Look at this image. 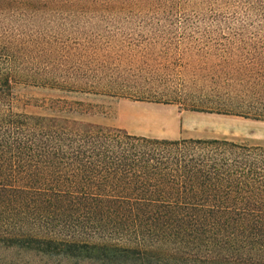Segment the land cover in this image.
<instances>
[{
    "label": "trees",
    "instance_id": "1",
    "mask_svg": "<svg viewBox=\"0 0 264 264\" xmlns=\"http://www.w3.org/2000/svg\"><path fill=\"white\" fill-rule=\"evenodd\" d=\"M139 1L0 0V264H264V146L137 136L16 91L107 94L44 35Z\"/></svg>",
    "mask_w": 264,
    "mask_h": 264
},
{
    "label": "rangeland",
    "instance_id": "2",
    "mask_svg": "<svg viewBox=\"0 0 264 264\" xmlns=\"http://www.w3.org/2000/svg\"><path fill=\"white\" fill-rule=\"evenodd\" d=\"M256 3L140 0L121 11L51 24L43 41L53 38L70 57L63 65L90 75L76 85H102L107 94L33 82L19 83L16 91L32 105L82 103L76 117L137 136L264 146V122L219 114L264 105V16Z\"/></svg>",
    "mask_w": 264,
    "mask_h": 264
},
{
    "label": "crops",
    "instance_id": "3",
    "mask_svg": "<svg viewBox=\"0 0 264 264\" xmlns=\"http://www.w3.org/2000/svg\"><path fill=\"white\" fill-rule=\"evenodd\" d=\"M177 140V139H176Z\"/></svg>",
    "mask_w": 264,
    "mask_h": 264
}]
</instances>
